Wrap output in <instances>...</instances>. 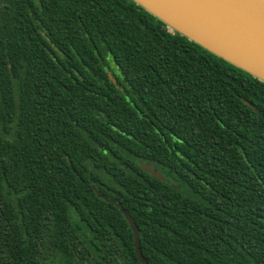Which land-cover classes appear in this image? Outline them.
Listing matches in <instances>:
<instances>
[{
	"label": "trees",
	"instance_id": "obj_1",
	"mask_svg": "<svg viewBox=\"0 0 264 264\" xmlns=\"http://www.w3.org/2000/svg\"><path fill=\"white\" fill-rule=\"evenodd\" d=\"M105 199L148 264H264V83L132 0H0V264H140Z\"/></svg>",
	"mask_w": 264,
	"mask_h": 264
},
{
	"label": "water",
	"instance_id": "obj_2",
	"mask_svg": "<svg viewBox=\"0 0 264 264\" xmlns=\"http://www.w3.org/2000/svg\"><path fill=\"white\" fill-rule=\"evenodd\" d=\"M147 13L230 65L264 83V0H132ZM140 168L156 180L169 183L152 165ZM98 198L103 196L97 192ZM115 205L127 221L140 264L144 259L139 230L121 205Z\"/></svg>",
	"mask_w": 264,
	"mask_h": 264
}]
</instances>
